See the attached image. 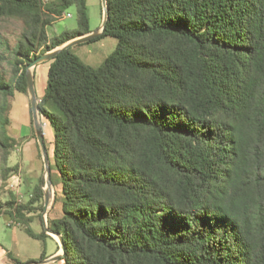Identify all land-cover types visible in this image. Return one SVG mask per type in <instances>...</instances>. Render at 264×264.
I'll list each match as a JSON object with an SVG mask.
<instances>
[{
    "label": "trees",
    "instance_id": "1",
    "mask_svg": "<svg viewBox=\"0 0 264 264\" xmlns=\"http://www.w3.org/2000/svg\"><path fill=\"white\" fill-rule=\"evenodd\" d=\"M115 49L98 66L73 47L47 61L40 117L52 128L62 264H264V0H107ZM76 6L78 26L50 37ZM20 19L0 96L28 93L26 66L92 31L87 0H0ZM32 111V110H31ZM0 146L15 148L8 118ZM0 201L21 223L43 209ZM36 204V206H35ZM24 230L33 238L49 234ZM23 223V224H24ZM12 264L26 263L6 250ZM45 256L42 253L41 260ZM7 264V263H2Z\"/></svg>",
    "mask_w": 264,
    "mask_h": 264
},
{
    "label": "rangeland",
    "instance_id": "2",
    "mask_svg": "<svg viewBox=\"0 0 264 264\" xmlns=\"http://www.w3.org/2000/svg\"><path fill=\"white\" fill-rule=\"evenodd\" d=\"M87 12L92 31L98 29L103 22L104 16L102 0H88ZM77 26V9L76 6H71L59 20L48 27V34L50 37H54L62 33L65 29H73ZM22 30L23 23L20 19L0 17V55L5 57V60L1 61V66L7 78L10 77L12 72L9 63L12 57V49L17 43ZM116 43L117 40L115 37L106 36L93 42L75 45L73 46V50L86 63L92 66H98L115 49ZM48 64L42 62L34 67V73L36 72V93L39 98L42 96V92L46 86ZM5 101L6 98L0 96V118L3 120L7 116L8 123L6 124V128L8 133L15 137L18 143L15 148L11 149L0 146V201L5 203L11 200L12 197H15L18 203H26L34 193L36 185H41L44 182L43 189L46 187L44 158L35 133L29 92H16L14 96L10 97L6 112H4ZM1 125L2 123L0 122ZM42 126L50 162L53 163L52 128L45 120H43ZM52 171V179L57 184L58 179L55 170L53 169ZM53 189L54 193L57 191L59 194V185H53ZM42 204L44 205V196L42 198ZM44 209L45 207L43 209H35L33 212H29V210L24 211L25 218H30V220L22 219L20 221L21 223L14 221V218L9 214L1 216L0 247L12 250L14 255L22 262L26 261V259L39 257L45 247L47 251H54L57 245L53 239L33 238L24 230L23 226L26 225L24 222H27L35 232L40 233L43 230L46 231L44 225ZM60 214V201L57 203L53 201L49 205L45 217L48 219V216L53 217ZM52 236L57 237L56 235ZM4 254L5 258L0 263L6 261L7 264H12L11 258L7 256L6 252Z\"/></svg>",
    "mask_w": 264,
    "mask_h": 264
},
{
    "label": "water",
    "instance_id": "3",
    "mask_svg": "<svg viewBox=\"0 0 264 264\" xmlns=\"http://www.w3.org/2000/svg\"><path fill=\"white\" fill-rule=\"evenodd\" d=\"M102 4H103L104 16H103V22L98 29L93 30L87 34H83V35H80L78 37H75V38H73L69 41H66L65 43L49 50V51L44 52L43 54L36 57L32 62H30L26 66L27 86H28V92H29V96H30V106H31V110H32L34 128H35V133H36L39 145H40L41 150H42V154H43V158H44V164H45V170H46V187L43 189L44 190V207H45V209H44V225H45L46 231L48 233L54 234L58 237L61 252L59 254L52 256L49 259H43V260L34 261V262L17 263V264H47L51 261H55V260L59 259L65 252V244H64L62 234L52 230L48 226L47 219L45 217L46 213L48 212L49 205L51 203H53V201L55 200V193L53 194V196H51V192H53L54 189H53V182L51 179L50 157H49V154L47 151V146H46L45 136H44V130H43L41 117H40L39 100L37 97L36 88H35V81H34V67H36L38 64H40L42 62H47V61L51 60L63 49H67V48L73 47L75 45L85 43V42H87V41H89L95 37L100 36L104 32L107 21L109 19V9H108V5H107V0H102ZM51 197L53 199L52 201H51Z\"/></svg>",
    "mask_w": 264,
    "mask_h": 264
},
{
    "label": "crops",
    "instance_id": "4",
    "mask_svg": "<svg viewBox=\"0 0 264 264\" xmlns=\"http://www.w3.org/2000/svg\"><path fill=\"white\" fill-rule=\"evenodd\" d=\"M87 2H88V0H87ZM39 65V64H38ZM34 81H35V88H36V72L34 73ZM37 90V89H36ZM43 92H44V90H43ZM42 92V93H43ZM58 215H56V216H53V217H57ZM52 217V216H51ZM47 232V231H46ZM38 233V232H37ZM48 233V232H47ZM49 234V233H48ZM52 235H54V234H49L48 236H46L45 238H51V239H53L54 241H55V243H56V245H57V247H56V249L54 250V251H52V250H50V251H47L46 250V247L42 250V252H41V254L39 255V257H37V258H35L34 260H41V255H42V253L44 254V256H45V258L44 259H49V258H51L52 256H54V255H56V254H59L60 252H61V248H60V245H59V239L56 237H54V236H52ZM0 248H2L1 249V252H0V261L2 260V259H4L5 258V252H6V250H9V249H5L4 247H0ZM9 251H11L12 253H13V251L12 250H9ZM13 255H14V253H13ZM14 257L15 258H18V257H16L15 255H14ZM29 260H33V259H26V261H29ZM43 260V259H42ZM26 261H23V262H26ZM1 263H7L6 261H2ZM0 263V264H1ZM63 263V260H59V259H57V260H55V261H51V262H49V263H47V264H62Z\"/></svg>",
    "mask_w": 264,
    "mask_h": 264
},
{
    "label": "bare ground",
    "instance_id": "5",
    "mask_svg": "<svg viewBox=\"0 0 264 264\" xmlns=\"http://www.w3.org/2000/svg\"><path fill=\"white\" fill-rule=\"evenodd\" d=\"M53 194H54V191L53 192H51V196H53ZM53 199H52V197H51V201H52Z\"/></svg>",
    "mask_w": 264,
    "mask_h": 264
}]
</instances>
